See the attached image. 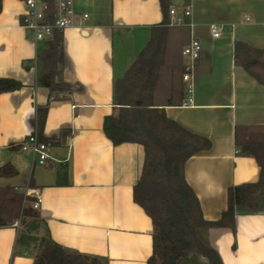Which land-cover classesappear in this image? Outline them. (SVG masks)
Masks as SVG:
<instances>
[{
	"label": "crops",
	"instance_id": "1",
	"mask_svg": "<svg viewBox=\"0 0 264 264\" xmlns=\"http://www.w3.org/2000/svg\"><path fill=\"white\" fill-rule=\"evenodd\" d=\"M186 6L191 14L180 22ZM88 18L35 42L20 24L22 0H2L0 11V78L21 86L0 93V264H33L37 252L19 241L24 188H38L37 210L51 238L106 264H145L153 252L151 217L134 200L133 188L144 163L137 142L114 144L104 131L105 116L116 113V80L122 78L161 26L160 0H75ZM162 65L153 91L154 106L188 130L208 137L212 146L187 159L184 174L197 195L203 217L221 218L228 188L257 182L261 167L236 144L263 140L264 84L236 62V42L262 50L264 0H172ZM248 17V18H247ZM221 26L217 38L210 25ZM192 38L201 42L194 70V101L183 106L182 78L187 58L182 49ZM56 47L53 79L71 89L51 91L48 51ZM253 66L263 71L261 63ZM49 65V64H48ZM37 129L53 144L46 164H33L20 142ZM252 136H248V132ZM256 131V132H255ZM254 137L257 139H254ZM28 197L26 203H31ZM254 213L237 210L235 231L207 226L205 239L224 264H264V192ZM28 234V232H26ZM40 244V243H39ZM179 264H209L194 251Z\"/></svg>",
	"mask_w": 264,
	"mask_h": 264
},
{
	"label": "trees",
	"instance_id": "2",
	"mask_svg": "<svg viewBox=\"0 0 264 264\" xmlns=\"http://www.w3.org/2000/svg\"><path fill=\"white\" fill-rule=\"evenodd\" d=\"M160 3L164 16L162 24L153 27L148 44L124 76L116 80L118 110L105 116L103 127L114 144L137 142L144 147L143 168L134 185L133 195L134 200L151 217L153 224V252L145 264H179L181 259L194 251L205 256L209 264H224L219 252L205 239L203 229L207 226H229L235 231L237 210L246 213L259 210V195L264 192V141L247 139L242 142L236 138L241 153L253 156L258 161L260 178L257 182L230 186L227 209L221 218L206 220L199 199L185 178L184 166L192 155L210 149L212 142L208 137L188 130L168 117L164 108L153 104V91L163 61L172 0H160ZM1 8L2 0L0 11ZM262 53V50L236 42V62L264 84V61L258 59ZM55 55L56 47L45 55L50 58L46 67L52 78L51 91L69 90L70 85L57 83L53 79ZM259 62L263 71L253 69ZM20 86L21 83L14 79L0 78V93ZM6 167H0V175ZM23 217L32 220L35 228L41 223L46 232V236L39 239L40 251L33 264H106L99 256L82 254L56 243L37 210L27 208L23 211ZM5 225L7 222L0 217V226ZM34 239L28 234L18 237L23 242Z\"/></svg>",
	"mask_w": 264,
	"mask_h": 264
},
{
	"label": "built area",
	"instance_id": "3",
	"mask_svg": "<svg viewBox=\"0 0 264 264\" xmlns=\"http://www.w3.org/2000/svg\"><path fill=\"white\" fill-rule=\"evenodd\" d=\"M24 9L21 14V26L28 30L29 36L35 42L52 37L55 32L78 25L88 18L89 13H79L75 7V0H22ZM170 14H175L174 7H170ZM191 14L189 6H186L182 15L178 17L180 22ZM248 18V17H247ZM222 28L218 24L210 25V33L217 38L221 35ZM201 42L192 38L182 49V54L187 58L182 78L187 91L182 105L193 104L194 70L201 54ZM20 150L31 156L33 164L44 165L52 155L53 144L49 140H42L37 129L30 132L19 144ZM28 197H32L31 207L38 209L42 202V195L38 188H32L28 184L24 188V203Z\"/></svg>",
	"mask_w": 264,
	"mask_h": 264
},
{
	"label": "rangeland",
	"instance_id": "4",
	"mask_svg": "<svg viewBox=\"0 0 264 264\" xmlns=\"http://www.w3.org/2000/svg\"><path fill=\"white\" fill-rule=\"evenodd\" d=\"M256 132V131H255ZM239 137H241V141L243 142V134L244 131L243 130H239ZM252 132H248V136H252L251 134ZM256 134L258 135H263L264 134V130H260L258 132H256ZM254 139H257V137ZM29 206H31V203H23L21 210L18 212V215L16 218H18V220H22V227H21V236L25 235L26 232H28V235H30L32 238H36L34 240H27L30 242V246H32L34 248V250L38 253L40 251L39 248V243H40V238L42 236H46V232L44 230V228L41 226V223L39 225L38 228H35L34 223H32L29 218H27V222L23 217V211L27 208H29ZM26 222V223H25Z\"/></svg>",
	"mask_w": 264,
	"mask_h": 264
}]
</instances>
